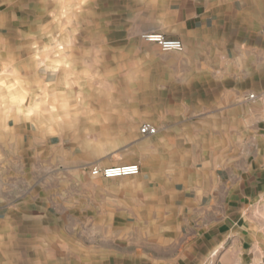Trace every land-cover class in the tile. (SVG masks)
Returning a JSON list of instances; mask_svg holds the SVG:
<instances>
[{
	"label": "rangeland",
	"instance_id": "374dc122",
	"mask_svg": "<svg viewBox=\"0 0 264 264\" xmlns=\"http://www.w3.org/2000/svg\"><path fill=\"white\" fill-rule=\"evenodd\" d=\"M151 3L0 0V109L12 113L13 130L11 165L0 181V264L43 257L41 264H84L86 256L98 261L132 250L118 228L131 229L134 212L149 206L154 173L165 170L149 167L159 135L140 131L147 123L176 128L174 137L188 140V121L173 115L187 102L183 81L200 74L186 71L197 57L142 38L173 39ZM195 124L198 145L229 138L203 136L214 133L212 120ZM28 136L40 138L44 156L23 153ZM129 163L139 165L138 175L90 174Z\"/></svg>",
	"mask_w": 264,
	"mask_h": 264
},
{
	"label": "crops",
	"instance_id": "0c3cea01",
	"mask_svg": "<svg viewBox=\"0 0 264 264\" xmlns=\"http://www.w3.org/2000/svg\"><path fill=\"white\" fill-rule=\"evenodd\" d=\"M150 2L166 34L197 57L186 71L200 74L183 81L187 102L173 115L192 130L183 144L176 128L157 126L149 167L165 170L154 173L149 206L134 212L131 229L118 228L132 250L98 261L86 256L84 264H264V0ZM11 119L0 109V181L12 160ZM198 120L214 121V133L203 136L229 138L198 145ZM23 149L44 156L40 138L28 136ZM5 195L0 189V200Z\"/></svg>",
	"mask_w": 264,
	"mask_h": 264
},
{
	"label": "built area",
	"instance_id": "2783aa9c",
	"mask_svg": "<svg viewBox=\"0 0 264 264\" xmlns=\"http://www.w3.org/2000/svg\"><path fill=\"white\" fill-rule=\"evenodd\" d=\"M142 38L148 42L156 44L162 51H176L181 52L183 50V44L178 39L165 38L160 33H145ZM255 95L250 94L247 96L248 100L254 99ZM142 135L153 136L156 134V128L151 124H144L141 129ZM140 173V167L136 163L121 164L110 167H93L90 174L93 177H102L105 179H115L120 177H132Z\"/></svg>",
	"mask_w": 264,
	"mask_h": 264
},
{
	"label": "clouds",
	"instance_id": "9594fccd",
	"mask_svg": "<svg viewBox=\"0 0 264 264\" xmlns=\"http://www.w3.org/2000/svg\"><path fill=\"white\" fill-rule=\"evenodd\" d=\"M10 91H11V88L9 89ZM21 103H22V99H21V101H20Z\"/></svg>",
	"mask_w": 264,
	"mask_h": 264
}]
</instances>
